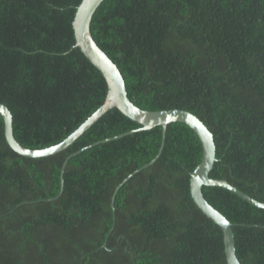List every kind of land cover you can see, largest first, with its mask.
Here are the masks:
<instances>
[{
	"label": "trees",
	"instance_id": "1",
	"mask_svg": "<svg viewBox=\"0 0 264 264\" xmlns=\"http://www.w3.org/2000/svg\"><path fill=\"white\" fill-rule=\"evenodd\" d=\"M80 1L0 0V103L27 148L61 142L104 101L102 73L75 45ZM90 29L131 101L198 117L215 144L209 176L264 202V0H103ZM139 127L111 108L63 150L29 157L0 116V264H225L221 229L190 193L198 136L168 123L142 168L162 134ZM202 192L232 223L239 262L264 264V208Z\"/></svg>",
	"mask_w": 264,
	"mask_h": 264
},
{
	"label": "water",
	"instance_id": "2",
	"mask_svg": "<svg viewBox=\"0 0 264 264\" xmlns=\"http://www.w3.org/2000/svg\"><path fill=\"white\" fill-rule=\"evenodd\" d=\"M102 1L103 0H81L76 8L72 20L75 45L78 46L81 52L86 56V58H88V60L96 68L99 69L105 79L107 89L102 104L74 131L67 135L61 142H58L48 147L32 149L21 145L15 139L12 129L11 113L4 104L0 103V115L3 118L4 136L6 142L14 151L24 156L41 157L50 155L67 147L106 111L111 108H117L124 115L140 124V127L135 129L137 131L147 130L155 126L161 127L162 141L160 143L158 152L153 157V159L142 165L143 168L152 164L158 158L163 147L166 125L168 123L180 122L188 125L198 136L202 147L201 158L197 165L194 167V169L190 172L189 187L191 197L197 207L202 211V213L220 227L223 236V245L226 258L225 264H241L235 253L232 223L219 210H217L206 200L202 192V186L204 185L223 187L257 207L264 208V202L255 200L247 193L243 192L241 189L227 182L225 179L212 178L209 176V171L211 170L212 165L216 159L215 144L211 131L198 117H196L188 110L178 108L163 110L143 109L129 99L125 87L124 78L119 68L109 58V56L98 46V44L93 39L91 33L90 23L93 13ZM124 134L125 133H122L115 137H119ZM105 140L106 139H103L102 141ZM98 142L99 141H96L93 144H96ZM80 151L81 150L72 154H76ZM69 157L70 155L66 157L60 169V190L56 196H53L50 199H55L61 194L63 181L62 173L66 161ZM129 176H127L114 190L112 201L114 200V196L118 188H120L124 184V182L129 178Z\"/></svg>",
	"mask_w": 264,
	"mask_h": 264
},
{
	"label": "bare ground",
	"instance_id": "3",
	"mask_svg": "<svg viewBox=\"0 0 264 264\" xmlns=\"http://www.w3.org/2000/svg\"><path fill=\"white\" fill-rule=\"evenodd\" d=\"M178 109H180V108H178ZM1 116V115H0ZM2 117V116H1ZM3 119V118H2Z\"/></svg>",
	"mask_w": 264,
	"mask_h": 264
}]
</instances>
